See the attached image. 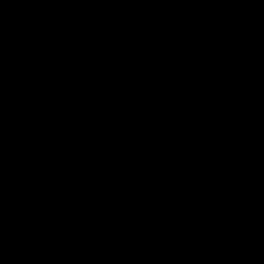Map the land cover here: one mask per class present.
I'll return each mask as SVG.
<instances>
[{"label": "water", "instance_id": "obj_1", "mask_svg": "<svg viewBox=\"0 0 264 264\" xmlns=\"http://www.w3.org/2000/svg\"><path fill=\"white\" fill-rule=\"evenodd\" d=\"M0 264H264V0H0Z\"/></svg>", "mask_w": 264, "mask_h": 264}]
</instances>
